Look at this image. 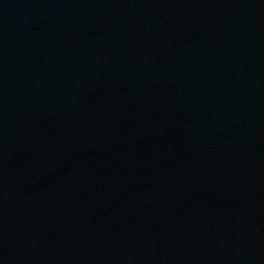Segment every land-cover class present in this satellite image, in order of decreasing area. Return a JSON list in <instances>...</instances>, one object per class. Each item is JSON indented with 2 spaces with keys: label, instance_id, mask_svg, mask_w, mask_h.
<instances>
[{
  "label": "water",
  "instance_id": "95a60500",
  "mask_svg": "<svg viewBox=\"0 0 264 264\" xmlns=\"http://www.w3.org/2000/svg\"><path fill=\"white\" fill-rule=\"evenodd\" d=\"M0 264H264V0H0Z\"/></svg>",
  "mask_w": 264,
  "mask_h": 264
}]
</instances>
